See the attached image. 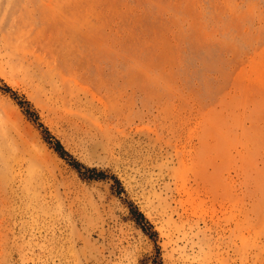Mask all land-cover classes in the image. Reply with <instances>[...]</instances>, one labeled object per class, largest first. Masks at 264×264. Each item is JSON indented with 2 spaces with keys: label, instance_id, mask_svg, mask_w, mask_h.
Returning <instances> with one entry per match:
<instances>
[{
  "label": "rangeland",
  "instance_id": "374dc122",
  "mask_svg": "<svg viewBox=\"0 0 264 264\" xmlns=\"http://www.w3.org/2000/svg\"><path fill=\"white\" fill-rule=\"evenodd\" d=\"M0 264H264V0H0Z\"/></svg>",
  "mask_w": 264,
  "mask_h": 264
},
{
  "label": "trees",
  "instance_id": "16d2710c",
  "mask_svg": "<svg viewBox=\"0 0 264 264\" xmlns=\"http://www.w3.org/2000/svg\"><path fill=\"white\" fill-rule=\"evenodd\" d=\"M56 150H61L62 153L64 152L58 142H56ZM61 151H60V153H61Z\"/></svg>",
  "mask_w": 264,
  "mask_h": 264
}]
</instances>
